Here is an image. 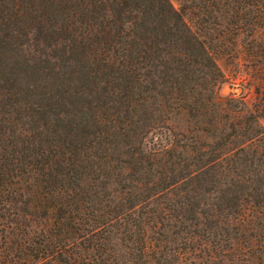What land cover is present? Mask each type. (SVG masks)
<instances>
[{
    "label": "trees",
    "instance_id": "obj_1",
    "mask_svg": "<svg viewBox=\"0 0 264 264\" xmlns=\"http://www.w3.org/2000/svg\"><path fill=\"white\" fill-rule=\"evenodd\" d=\"M0 225V264H264V0H0Z\"/></svg>",
    "mask_w": 264,
    "mask_h": 264
},
{
    "label": "rangeland",
    "instance_id": "obj_2",
    "mask_svg": "<svg viewBox=\"0 0 264 264\" xmlns=\"http://www.w3.org/2000/svg\"><path fill=\"white\" fill-rule=\"evenodd\" d=\"M169 1L176 10H180V0ZM183 18L187 25L194 32H197L193 16L188 12H184ZM216 60L219 68L224 74V83L220 86V94L224 97L232 96L236 99L243 98L249 105L255 103L257 101L255 88L248 83L251 73L249 64H247L248 59L244 55L243 50H241L237 59L218 54ZM7 230V228H3V226L0 225V245L6 236ZM12 259L16 260V258ZM17 261L19 260L17 259Z\"/></svg>",
    "mask_w": 264,
    "mask_h": 264
}]
</instances>
